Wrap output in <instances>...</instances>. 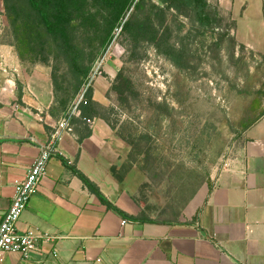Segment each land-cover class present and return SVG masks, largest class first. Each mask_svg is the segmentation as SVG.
I'll use <instances>...</instances> for the list:
<instances>
[{
    "label": "crops",
    "instance_id": "0c3cea01",
    "mask_svg": "<svg viewBox=\"0 0 264 264\" xmlns=\"http://www.w3.org/2000/svg\"><path fill=\"white\" fill-rule=\"evenodd\" d=\"M216 1L236 27L264 25V0ZM0 55L16 71L15 80L0 72L1 220L14 184L48 142L50 123L67 108L51 112L47 69L23 66L7 45L0 44ZM105 82L91 81L90 104L82 116L71 117L72 130L58 140L46 175L17 222L19 230L55 239L27 256L9 252L4 264H264V120L248 128L250 138L210 188L200 190L181 213L158 217L142 212L128 186L134 163L108 115Z\"/></svg>",
    "mask_w": 264,
    "mask_h": 264
},
{
    "label": "rangeland",
    "instance_id": "374dc122",
    "mask_svg": "<svg viewBox=\"0 0 264 264\" xmlns=\"http://www.w3.org/2000/svg\"><path fill=\"white\" fill-rule=\"evenodd\" d=\"M207 1L217 8V28H199L178 16L180 35L187 34L180 40L187 48V68L176 67L146 42L128 49L119 28L105 46L93 35L83 42L86 57L90 47L96 54L89 62L88 82L105 79L108 115L134 163L128 186L142 212L158 217L181 213L200 190L210 188L250 138L248 128L264 120V25L236 27L216 0ZM17 13L11 23L13 14L0 2V44L10 46L23 66L47 69L54 106L63 99L68 108L81 90L75 92L65 60L39 32L25 2ZM3 74L16 79V72Z\"/></svg>",
    "mask_w": 264,
    "mask_h": 264
},
{
    "label": "trees",
    "instance_id": "16d2710c",
    "mask_svg": "<svg viewBox=\"0 0 264 264\" xmlns=\"http://www.w3.org/2000/svg\"><path fill=\"white\" fill-rule=\"evenodd\" d=\"M7 13L13 14L11 23L18 19L17 8L25 2L34 12L39 32L45 33L55 52L61 56L75 79V92L87 82L90 63L96 54L90 47L86 57L83 42L91 36H97L102 45L112 39V33L119 28L118 37H124L127 48L134 49L139 42H146L169 59L176 67L187 68L186 46L182 43L187 34L180 35L183 23L178 16L188 18L199 28L215 29L219 26L220 17L217 8L212 10L207 0H2ZM170 15V17H168ZM41 30V31H40ZM175 37H178L179 44ZM223 36L219 37L221 40ZM40 42H44L43 40ZM178 43V44H177ZM46 57L41 61L45 62ZM55 95V93H54ZM58 101V100H57ZM91 102V83L86 87L79 104L83 107ZM54 114L66 108L65 100L59 99ZM65 105V106H64ZM59 107V108H58ZM97 114V111H96ZM115 175V167L111 168ZM86 185L112 207L103 195L83 175Z\"/></svg>",
    "mask_w": 264,
    "mask_h": 264
},
{
    "label": "built area",
    "instance_id": "2783aa9c",
    "mask_svg": "<svg viewBox=\"0 0 264 264\" xmlns=\"http://www.w3.org/2000/svg\"><path fill=\"white\" fill-rule=\"evenodd\" d=\"M0 69L6 73L14 72L15 74L16 72L13 67L8 66L1 55ZM90 83L91 81L88 82L87 80L72 105L64 111L61 117L50 123L52 131L48 142L40 146L39 153L33 159L24 177L14 184L11 201L0 220V264H4L5 255L9 252H18L22 256H27L30 251L36 249L40 244L55 239L54 236L46 232L32 229L19 230L17 222L28 205L30 197L36 192L41 179L46 175L49 158L56 151L58 140L63 133L72 130L71 117L82 116L79 104L83 99L86 87ZM84 119L92 123L91 119L85 117Z\"/></svg>",
    "mask_w": 264,
    "mask_h": 264
}]
</instances>
